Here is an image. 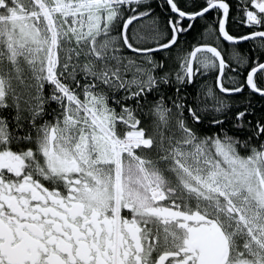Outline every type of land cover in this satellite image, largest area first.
<instances>
[{"label":"snow or ice","instance_id":"1","mask_svg":"<svg viewBox=\"0 0 264 264\" xmlns=\"http://www.w3.org/2000/svg\"><path fill=\"white\" fill-rule=\"evenodd\" d=\"M197 8L0 0V264H264V0Z\"/></svg>","mask_w":264,"mask_h":264},{"label":"trees","instance_id":"2","mask_svg":"<svg viewBox=\"0 0 264 264\" xmlns=\"http://www.w3.org/2000/svg\"><path fill=\"white\" fill-rule=\"evenodd\" d=\"M201 2L202 0H180V5L181 7H187V10L189 11H195L198 10L197 6ZM229 2H231V0H229ZM156 11L161 16L162 19H166L168 12L165 9L157 8ZM233 16H235V10H233ZM209 19L211 18L209 17ZM205 23L206 21L204 20H197L195 23V27L192 29V31L181 37L180 47L183 48L185 52H191L193 46H198L204 43L212 44L214 42L213 37H210L206 33H204V28L202 27L205 25ZM227 29L231 34L235 36L244 35L249 32V30L244 25L240 24L239 21L236 19L229 20L227 24ZM251 47H252V42H244L238 46V49L241 52H247V50ZM225 49H227L226 43H225ZM176 51H177L176 49H173V53H175ZM214 83H215V74L213 73L203 78L198 77L196 82V87H199L202 84L214 86ZM189 91H193V89H189ZM251 100L256 108V118H258L260 115H264L263 99H261L258 95H254L251 97Z\"/></svg>","mask_w":264,"mask_h":264},{"label":"flooded vegetation","instance_id":"3","mask_svg":"<svg viewBox=\"0 0 264 264\" xmlns=\"http://www.w3.org/2000/svg\"><path fill=\"white\" fill-rule=\"evenodd\" d=\"M167 17V16H166ZM136 25L134 24L132 27H135ZM245 26V25H244ZM246 27V26H245ZM202 28H204V26L202 27ZM248 30H249V28L248 27H246ZM201 45V44H200ZM263 103H264V99H263ZM53 107H55V105H53ZM206 126V125H205Z\"/></svg>","mask_w":264,"mask_h":264}]
</instances>
